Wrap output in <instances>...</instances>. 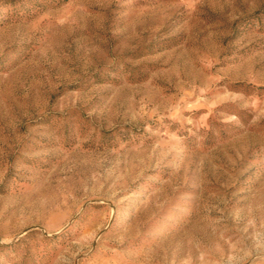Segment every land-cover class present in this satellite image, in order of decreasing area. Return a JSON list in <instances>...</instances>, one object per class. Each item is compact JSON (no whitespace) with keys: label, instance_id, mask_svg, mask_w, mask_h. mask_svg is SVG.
<instances>
[{"label":"rangeland","instance_id":"obj_1","mask_svg":"<svg viewBox=\"0 0 264 264\" xmlns=\"http://www.w3.org/2000/svg\"><path fill=\"white\" fill-rule=\"evenodd\" d=\"M0 264H264V0H0Z\"/></svg>","mask_w":264,"mask_h":264}]
</instances>
